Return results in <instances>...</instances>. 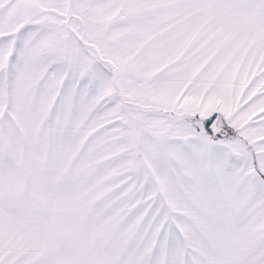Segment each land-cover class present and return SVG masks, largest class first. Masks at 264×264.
I'll list each match as a JSON object with an SVG mask.
<instances>
[{"label":"snow or ice","instance_id":"6c2138e0","mask_svg":"<svg viewBox=\"0 0 264 264\" xmlns=\"http://www.w3.org/2000/svg\"><path fill=\"white\" fill-rule=\"evenodd\" d=\"M0 264H264V0H0Z\"/></svg>","mask_w":264,"mask_h":264}]
</instances>
